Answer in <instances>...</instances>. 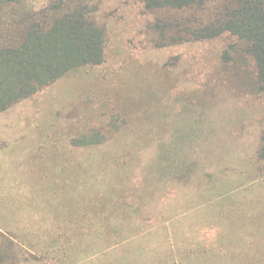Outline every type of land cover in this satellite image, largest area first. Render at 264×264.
<instances>
[{"label": "rangeland", "instance_id": "obj_1", "mask_svg": "<svg viewBox=\"0 0 264 264\" xmlns=\"http://www.w3.org/2000/svg\"><path fill=\"white\" fill-rule=\"evenodd\" d=\"M92 8L101 63L0 94V264H264L255 59L228 34L160 46L139 0Z\"/></svg>", "mask_w": 264, "mask_h": 264}, {"label": "trees", "instance_id": "obj_2", "mask_svg": "<svg viewBox=\"0 0 264 264\" xmlns=\"http://www.w3.org/2000/svg\"><path fill=\"white\" fill-rule=\"evenodd\" d=\"M139 1L156 15L160 46L235 36L255 59L264 92V0ZM96 2L51 0L35 9L23 0H0L11 8L5 21L9 42L0 45V94L15 98L24 90L27 95L34 81L46 85L71 67L101 63L106 31L96 22ZM262 140L264 160V132Z\"/></svg>", "mask_w": 264, "mask_h": 264}]
</instances>
